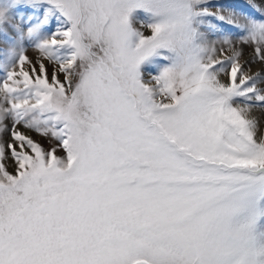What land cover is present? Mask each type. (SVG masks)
<instances>
[{
	"label": "snow or ice",
	"instance_id": "snow-or-ice-1",
	"mask_svg": "<svg viewBox=\"0 0 264 264\" xmlns=\"http://www.w3.org/2000/svg\"><path fill=\"white\" fill-rule=\"evenodd\" d=\"M0 37V264H264V0H0Z\"/></svg>",
	"mask_w": 264,
	"mask_h": 264
},
{
	"label": "rangeland",
	"instance_id": "rangeland-1",
	"mask_svg": "<svg viewBox=\"0 0 264 264\" xmlns=\"http://www.w3.org/2000/svg\"><path fill=\"white\" fill-rule=\"evenodd\" d=\"M225 2L232 3L236 5L239 9H243V6H244V0H225ZM6 40H7L6 37H0V48H3L6 46V43H5ZM248 51H250V49H245L246 54ZM27 54L31 58H35L36 56H38V53H36L33 49H28ZM253 110L256 112V115H259L260 117L262 116L263 117L262 121H264V109L254 108ZM8 163H9V171H13V166H12L11 161H9Z\"/></svg>",
	"mask_w": 264,
	"mask_h": 264
},
{
	"label": "bare ground",
	"instance_id": "bare-ground-1",
	"mask_svg": "<svg viewBox=\"0 0 264 264\" xmlns=\"http://www.w3.org/2000/svg\"><path fill=\"white\" fill-rule=\"evenodd\" d=\"M250 116L257 119V130H256V139L259 140L260 138L264 137V121L263 117L256 115L254 110L251 111Z\"/></svg>",
	"mask_w": 264,
	"mask_h": 264
}]
</instances>
